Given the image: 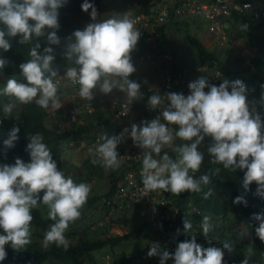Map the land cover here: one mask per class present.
<instances>
[{
  "label": "clouds",
  "instance_id": "1",
  "mask_svg": "<svg viewBox=\"0 0 264 264\" xmlns=\"http://www.w3.org/2000/svg\"><path fill=\"white\" fill-rule=\"evenodd\" d=\"M241 1L250 3L249 9L232 11L228 15L220 16L219 30L211 31L210 20L204 16L206 32L213 34L219 43L231 40L235 31L229 30L232 25L229 21L235 13L240 17L243 15L249 22L264 27L262 21L254 19V13L259 12L264 2ZM66 2L67 0H0V25H3L0 28V49L4 52L9 51L10 39L17 36L21 45L32 44L35 38L37 41L43 38L48 45H58L60 43V37L57 35L60 28L59 9ZM89 9L93 22L87 24L83 30L74 31L72 33L74 42L69 38L66 44L64 73H60L59 67L53 66V48L44 47L43 52H40L41 43L36 42L29 50L31 58L19 65L20 79H7L4 87L0 89V96L13 98L20 104L34 101L40 108L47 109L50 123L55 120L56 124L72 129L80 122V118L91 113L92 108L89 104L95 98L97 90L107 95L115 89L126 95V99L116 95L110 98L106 110L114 118L119 119L130 114L131 104L142 98L148 100V105L142 107L148 113L149 110H155L154 117L150 121H141L139 125L133 123L130 130L125 128L119 135L110 136L105 133L96 137L95 142L101 140L102 143L95 150L90 148L89 153L93 156L91 163L101 165L102 168L99 173L89 177V185L77 184L71 177H65L64 173L58 170V167H61V159L57 162L53 159L51 150L43 142L42 134H29L25 151L29 154L30 162L26 163L16 158L11 165L0 164V229L4 233L0 234V261L7 258L5 245H10L13 250L18 251L31 243V235L36 240L32 241L37 244L42 241L44 249L54 244L65 251L69 248V244L73 245L79 240L107 241L113 236L127 235L130 228L127 230L123 229V226L119 227L117 217L113 218L112 215L128 212L134 207H138L139 210L143 207L146 210L149 216L143 221L148 220L149 232L158 236L162 220L164 218L172 220L177 215V211L171 206L173 200L170 193L177 197L184 192L199 193L203 191L202 186L211 183L208 174L195 176L204 161V154L199 151V146L205 137L211 138V143L207 147L209 163L222 165L231 172L237 169L242 171L243 188L249 190L255 183L254 194L264 200V118L256 107L259 104L260 108L264 109V84L260 85L259 101H250L247 90L249 87L246 88L242 81L223 80L221 79L224 77L223 71L217 67L218 65L216 66L217 63L210 67L208 64L202 65L198 62L194 73L209 72V76L216 83L220 80V84L217 83L219 86L210 84L207 79L200 77L190 82L187 89L186 71L183 70L177 73L180 74L179 83L182 81L184 85L182 84L181 87L176 85L166 93L159 68L167 64L173 67L176 61L174 54L164 50L165 43L162 42L164 44L162 53L171 54L169 62L163 61L159 56L151 57L157 59L159 65L153 64L149 59H140L134 50L135 46L144 47L146 50L149 43L147 46L140 44L143 38L140 37V31L135 29L134 21L130 19L132 16L130 12V17L98 21L96 8L88 0H84L81 10L89 12ZM184 14L193 13L186 12L182 15ZM171 16L169 15L165 21ZM238 20L241 23V20ZM247 27V24L241 25L243 31H246ZM49 29L51 31H47ZM240 40L248 43L246 38ZM209 49L211 50V47ZM148 51L152 52V50ZM130 54L133 61L148 62L153 66L158 76L155 85L141 87L140 83L129 79L136 71ZM7 63V60L0 58V71ZM59 89L63 94L58 93ZM162 92H164L163 97L160 96ZM122 103L126 104L127 109L125 114L117 116V109ZM14 107L13 102L3 105L4 118L12 117ZM171 125L177 126L176 129L170 127ZM19 131L18 127L13 126L7 139L3 141L5 149L15 146V142L19 139ZM177 138L183 143L173 147ZM128 141H133V145L142 150L139 168L142 170L145 195L153 191L158 193L161 190L169 200L166 204L157 203L155 211L150 205L140 203L125 209L111 208L105 204L104 200L111 195L115 186L122 182L123 172L119 179L113 180L114 185L110 177V174L120 173L113 171L121 165L116 149L120 144ZM168 147L177 153L175 159L163 151ZM216 171L218 172L219 169ZM103 174L107 175L110 181L108 190L103 193L90 192L97 177ZM215 174L214 172L213 175ZM41 192H43L42 197L39 195ZM211 195L212 189H209L204 193V199H208ZM87 198L93 201L87 202ZM97 202L103 207V215L99 219L103 221L100 223L101 229L109 235L108 238L90 240L78 233L76 239H70L69 236L74 233H65L69 224L80 218V210L83 207H90ZM41 203L48 207V213ZM233 203H242L246 206L247 202L243 197L237 196ZM35 218H39L42 222L35 221ZM253 219L258 225L254 229L255 236L264 244V213L254 214ZM46 223L47 227H45ZM31 225L35 228L33 234L30 232ZM41 226L43 230L40 229ZM115 227L120 231H115ZM183 227L186 232L189 231L192 228L191 221L185 220ZM201 229L203 235L207 237L212 230L209 216L203 217ZM156 242L154 240L150 246L145 245L141 251L146 258L158 256L160 264H165L168 259H171L173 264H224L225 250L231 251L228 243L218 247L211 246V241H208L210 246L204 247L197 242L195 235L177 243L171 254L161 251L160 245ZM106 248L113 252L114 245H106L93 251ZM88 253L81 258L77 257V264L80 259L89 255ZM252 254L253 248L250 246L241 264H248V257ZM48 262L62 264L59 259ZM152 263L153 260L148 264Z\"/></svg>",
  "mask_w": 264,
  "mask_h": 264
},
{
  "label": "trees",
  "instance_id": "2",
  "mask_svg": "<svg viewBox=\"0 0 264 264\" xmlns=\"http://www.w3.org/2000/svg\"><path fill=\"white\" fill-rule=\"evenodd\" d=\"M260 1L264 2V0ZM88 2L94 5L97 12L114 13H123L129 9L149 13L150 4V0H88ZM82 3H84V0H67L66 4L59 9V14L72 15L86 13L81 10ZM89 12H91V9H89ZM200 17L205 19L204 15L197 13L184 14L178 18L172 15L167 21L159 23L157 26L156 31L159 33V39L157 38V41L160 40L164 42L166 47L164 50L174 54L166 40L165 32L167 27L171 24L181 23L184 25L189 42L195 48L199 63L202 65L208 64L210 67H212V64L217 63L216 65L219 64L218 67L223 71L224 77L232 81L239 79L249 88H260V85L264 84V77H262L264 74V27L249 22L243 15L240 17L237 13L232 15L230 21L228 20L229 23H232L229 30L235 31L233 33L237 38L247 39L248 43L254 49V59H256V62L252 65L241 64L239 68L231 69L222 63L214 51L206 49L196 36L191 34L193 30L190 31V27H197L198 25H196V23L199 22ZM238 19L241 20V23ZM242 24L248 25L246 31L241 29ZM2 27L3 25H0V28ZM47 31L51 30L49 29ZM57 35L60 37V43L58 45H48L43 38H39V41L35 38L32 44L21 45L18 43L19 36L11 38V49L7 52L0 49V58L8 61L4 69L0 71V89L4 87L7 79H20L19 65L31 58L29 56V50L36 42L41 43L40 52H43L44 47L53 48V66L58 67L60 64V52L65 45L68 32L59 30ZM6 39H8V37H6ZM140 44L143 46L148 45L147 36L143 37ZM65 65L60 64V73H64ZM172 68L174 73H181L183 71L181 66H178L177 63H175ZM21 82L26 83V81ZM181 82L177 87L182 86L183 83ZM58 93L63 94L60 89ZM254 101L258 100L256 99ZM9 102L15 103V107L12 111L14 115L9 118H4L3 105ZM147 105L148 100L145 98L136 100L131 104V112L134 109ZM89 106L92 108L91 113L86 114L82 119L80 118V122L74 129L67 128L59 123L53 127L50 123L47 109L40 108L34 101L29 104H20L18 101H14L13 98L0 96V164L11 165L15 162L16 158H20L26 163L30 162L29 154L25 151L26 145L29 142L27 139L29 134H42L44 138L43 142L49 147L53 159L57 162L60 161L62 157L63 145L67 143L73 145H80L81 143L92 145L99 135L101 136L105 133L110 136L119 135L123 131V122L130 117V114H127L119 119L114 118L109 111L101 109L95 101H91ZM256 107L257 111L262 115V118H264V109H261L259 104H257ZM149 112V116L146 119L147 121L152 120L155 110H149ZM13 126L20 129L18 133L19 139L15 142L13 148L5 149L3 141L7 139L8 133ZM170 127L175 130L177 126L171 125ZM181 143L183 142L177 138L174 141L173 147H177ZM210 143L211 138L205 137L199 146V151L204 154V161L200 170L195 173V176L199 177L200 175L208 174L211 177V183L202 186L203 191L199 193L184 192L178 197L170 193L173 200L171 206L175 208L173 210L177 211V215L172 220L168 218L162 220L158 236L149 232L148 220L138 221L131 219V221L135 223L129 226L130 230L127 235L113 236L107 239V241L79 240L73 245L69 244V248L66 251L62 247H56L54 244L44 249L42 245L32 240L29 245H26L18 251L13 250L10 245H5L7 258L4 261H0V264H43V262L57 259H59V261L61 260L62 264H77V257L81 258L86 253L103 246H116L120 242L135 239L142 242L140 238L146 240V238L151 237L160 245L161 251H167L171 254L174 252L177 243L190 239L193 235H195L197 242L204 247L210 246L208 241H211V246L218 247H223L224 243H228L231 251L225 250L224 264H241L250 246L253 248V254L248 257V264H264V244L255 236L254 229L258 225L253 219L254 214L264 213V200L254 194L256 188L255 183L250 186L249 190L243 188L242 171L237 169L235 172H231L224 169L222 165H213L209 163L210 157L207 153V147ZM163 151H166L173 159L177 156V153L172 151L171 147L165 148ZM92 158L93 156L91 160ZM92 165L95 167V170L90 171L89 177L99 173L98 171L102 168V166L98 164ZM217 169H219L218 172L216 171ZM214 172L216 173L215 175H213ZM121 175L122 172L119 174H110L113 185V180L119 179ZM209 189H212V195L208 199H204V193ZM237 196H241L246 200V206L242 203H233L234 198ZM95 199L96 198H94V200ZM91 201H93V199L88 200L87 198V202ZM136 209L139 208L134 207V210ZM204 216H209L212 224V230L208 233L207 237L203 235L201 229V221ZM185 220H189L192 223V228L187 232L183 227V222ZM145 231H147V233H145ZM0 234H4L2 229H0ZM152 260V264H160V258L158 256L146 258L143 251L140 250L133 257H119L118 263L115 264H132L134 261L136 264H148ZM165 264H173V261L168 259L165 261Z\"/></svg>",
  "mask_w": 264,
  "mask_h": 264
},
{
  "label": "rangeland",
  "instance_id": "3",
  "mask_svg": "<svg viewBox=\"0 0 264 264\" xmlns=\"http://www.w3.org/2000/svg\"><path fill=\"white\" fill-rule=\"evenodd\" d=\"M132 11V12H131ZM129 12L132 14L133 9H129L123 13H114V12H97L98 21H103L108 18H122V17H130ZM90 12L86 13H78V14H59V30L68 32V36L65 41V45L63 46L62 51L60 52V64L65 65L66 60L64 59V52L66 49V44L69 42V38H71V42H74V38H72V33L76 30H83L84 27L93 22ZM205 19L200 17L199 22L196 23L197 27H190L191 34L196 36V38L205 46L206 49L213 50L222 63L226 65L228 68L236 69L241 66V64L252 65L256 62L254 49L252 46L247 43L245 40H240L236 38V35L233 33L231 36V40L227 42H218L216 41L213 34H209L206 32ZM190 25V24H189ZM191 26V25H190ZM166 40L169 43V46L174 52L175 61L178 66L183 68L186 74V87L188 89V84L190 82L196 81L200 77H204L210 84H214L219 86L220 80L217 83L214 79H211L209 76V72L203 73H194L195 66L198 64V57L195 52L194 46L189 42L184 25L181 23L171 24L167 27L165 32ZM211 44H214L211 46ZM131 56V54H130ZM136 71L129 77L130 80H135L140 83L141 87H147L149 85H155L158 81L157 73L155 72L153 66L148 62H141L139 60H132ZM60 64L58 67H60ZM217 66V65H216ZM219 66V64H218ZM217 66V67H218ZM219 68V67H218ZM223 80H228L229 82H233L229 79L222 77ZM222 80V81H223ZM247 88V87H246ZM64 89V88H63ZM208 89L206 88L205 91ZM248 90V99L250 101L260 99L261 88H247ZM112 95H116L118 97L126 99V95L117 90H113L110 94L104 95L100 93L98 90L96 91L95 98L92 101H95L101 109L108 108L110 98ZM14 115V113H12ZM130 117L123 122V129L131 128L133 123L140 124L141 121H145L149 113L144 107H140L138 109H134L130 115ZM57 121L52 120L51 124L55 125ZM127 137V136H126ZM102 143L101 140L96 141L92 145H88L86 143H81L80 145H73L71 143H67L62 146V157H61V167H58V170L62 171L65 177H71L74 183H86L89 185V173L90 171H94L95 167L91 163L92 155L89 153V149L95 150L99 144ZM92 176V175H91ZM91 178V177H90ZM96 182L93 184V187L90 189V192L95 193H103L108 190L110 186V181L107 175L98 176ZM41 197L43 196V192L39 194ZM42 204V203H41ZM43 205V204H42ZM44 209L48 213L49 209L46 205H43ZM81 216L75 222L69 224L67 232H73L74 235L69 236L70 239H76V235L78 233L81 234L85 239L95 240L99 238H108L109 235L105 233L102 229L100 223L103 222L99 218L103 215V207L99 202L93 204L90 207H83L81 210ZM144 213H143V212ZM39 213V211H36ZM146 210L143 207L139 209H132L128 212H122L120 214H113L112 217L118 219V226H123V229L129 228L130 225L134 224L133 220H144L148 217ZM37 222H42L39 218H35ZM44 222V221H43ZM47 223L45 227H47ZM43 230V227H40ZM122 229V230H123ZM35 228L33 225L30 226V232L33 234ZM47 231V228L45 229ZM115 231H120L119 228L115 227ZM125 233V231L123 230ZM123 233V234H124ZM147 233V231H145ZM149 233V232H148ZM112 236V235H110ZM32 240V235L30 237ZM142 240H128L123 241L114 246L113 252L109 249L97 250L93 252H89V255H86L83 259L79 260V264H115L118 263L119 257H133L137 254L141 248L153 242L155 239L153 237L146 238V240L140 238ZM36 241V240H34ZM149 241V243H148ZM42 245V241L39 242ZM43 264H58L57 262H45ZM132 264H136L135 261Z\"/></svg>",
  "mask_w": 264,
  "mask_h": 264
},
{
  "label": "built area",
  "instance_id": "4",
  "mask_svg": "<svg viewBox=\"0 0 264 264\" xmlns=\"http://www.w3.org/2000/svg\"><path fill=\"white\" fill-rule=\"evenodd\" d=\"M247 6V7H246ZM250 3L241 0H150L149 13L140 10H134L130 19L134 21L135 29L140 31V37L147 36L149 43L148 49L135 46L134 50L140 59H149L153 64L159 65V61L153 56H159L163 61L169 62L171 54L162 53L164 44L158 40L159 33L156 31L159 23L166 20L169 15L179 16L183 13H197L204 15L210 20V30H219L221 25L218 18L222 15H228L232 11H243L249 9ZM254 19L264 23V5L259 12L254 13ZM156 26V27H155ZM144 49V50H143ZM148 50H152L149 53ZM164 91L167 93L172 87L178 85L180 74L174 73L170 65H163L159 68ZM164 96V92L160 93ZM116 115L125 114L127 106L125 103L120 104ZM159 117V114L157 115ZM116 151L119 154L121 165L114 172H123L120 183L113 189L111 195L105 199V204L109 207L130 208L132 205L140 203L150 205L153 211L156 210L157 203L166 204L169 200L163 191L158 193L150 192L145 195L142 185L141 169L139 161L142 158V150L133 145V141L123 142ZM156 193V194H155ZM157 223L155 222L154 225Z\"/></svg>",
  "mask_w": 264,
  "mask_h": 264
}]
</instances>
